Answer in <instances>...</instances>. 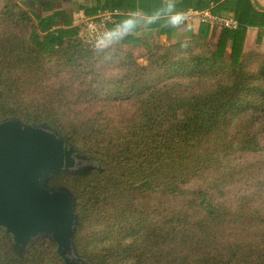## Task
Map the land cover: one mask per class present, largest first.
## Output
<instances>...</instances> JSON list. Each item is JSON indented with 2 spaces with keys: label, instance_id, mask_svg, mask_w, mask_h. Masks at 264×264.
<instances>
[{
  "label": "trees",
  "instance_id": "obj_1",
  "mask_svg": "<svg viewBox=\"0 0 264 264\" xmlns=\"http://www.w3.org/2000/svg\"><path fill=\"white\" fill-rule=\"evenodd\" d=\"M177 8L234 25L210 44L217 28L200 21L196 38L164 46L175 28L154 18L145 26L160 41L143 66L122 50L138 42L140 15L114 49H90L77 26L0 0V122L46 125L92 160L48 182L75 197L74 242L90 262L264 264V60L250 71L244 51L249 28L264 36V11L252 0ZM128 16L112 14L110 32ZM0 264L63 261L46 239L18 257L0 229Z\"/></svg>",
  "mask_w": 264,
  "mask_h": 264
},
{
  "label": "water",
  "instance_id": "obj_2",
  "mask_svg": "<svg viewBox=\"0 0 264 264\" xmlns=\"http://www.w3.org/2000/svg\"><path fill=\"white\" fill-rule=\"evenodd\" d=\"M85 161L46 125L18 118L0 122V228L10 235L18 257L46 239L56 246L63 264H89L74 242L75 197L66 188L48 185L62 173H85Z\"/></svg>",
  "mask_w": 264,
  "mask_h": 264
},
{
  "label": "crops",
  "instance_id": "obj_3",
  "mask_svg": "<svg viewBox=\"0 0 264 264\" xmlns=\"http://www.w3.org/2000/svg\"><path fill=\"white\" fill-rule=\"evenodd\" d=\"M26 11L35 17H50L56 15L55 28L63 27H76L77 24L84 18L97 17L106 15L111 18L112 14L125 13L132 15L136 12V15H140L143 19L139 33L136 37L141 39L140 33L143 32L145 35H149L152 38H158L157 31L150 29L145 26L147 21L146 15L155 14L160 17L166 15L163 8L164 0H16ZM256 8L260 11H264V0H252ZM196 13V11H187V13ZM200 13V12H198ZM155 18V16L153 17ZM200 21L192 25L195 30V34H198V27ZM177 28V27H176ZM175 28V29H176ZM257 28L251 27L247 30L244 51L247 50L248 43L256 42ZM249 31H252L250 35ZM220 30L216 29L214 39L217 40ZM167 39L162 36L161 41ZM258 41V40H257ZM138 42L134 43L137 44ZM133 44V43H132Z\"/></svg>",
  "mask_w": 264,
  "mask_h": 264
},
{
  "label": "rangeland",
  "instance_id": "obj_4",
  "mask_svg": "<svg viewBox=\"0 0 264 264\" xmlns=\"http://www.w3.org/2000/svg\"><path fill=\"white\" fill-rule=\"evenodd\" d=\"M185 15L187 17L185 25H183L181 27H177L167 39L160 41L157 38H152L151 36L145 35L143 32H141L140 33L141 39L137 44H127V45L123 46L122 50L125 52H128L134 58L136 63L144 66V65H147V63L149 61V55H151L154 52V48L158 44L159 41L164 46H169L172 44H179L182 42L193 40L194 38H196L194 36H197V33L196 34L194 33L195 30L193 29L192 25L196 22V20L200 21V18L203 15L192 13V12L187 13ZM214 25L218 30H220V28L222 26L220 23H214ZM256 31H257V33H256ZM251 32L252 31H249L248 34L250 35ZM254 33L257 34L256 38H258L257 39L258 41L256 40V42L248 43L247 50H246V52L254 53V55H255V60L250 62V64H249L251 69H252L250 71H255L257 63L260 62L261 60H264V36L261 34V32H259V30H254ZM206 40L209 41L210 44H215V42H216V40L212 36L210 38H207ZM104 47L107 49L108 48L114 49L116 47L114 40L109 41L107 44H105ZM260 89H261V92L264 93V82H262L260 84ZM81 157L86 158V160H87V161H85L86 165L89 163V166L86 167V172H87L93 167V162L91 159H88L87 157H84V156H81ZM72 173H74V172H72ZM55 177H57V176H55ZM55 177H53L52 179H55ZM205 183L211 184L209 182H205ZM211 185H214V184H211ZM51 186L60 187L57 184H51ZM62 188H65V187H62ZM82 258H84V257H82ZM84 259H86V258H84ZM86 261L89 264H94V263L90 262L88 259H86Z\"/></svg>",
  "mask_w": 264,
  "mask_h": 264
},
{
  "label": "built area",
  "instance_id": "obj_5",
  "mask_svg": "<svg viewBox=\"0 0 264 264\" xmlns=\"http://www.w3.org/2000/svg\"><path fill=\"white\" fill-rule=\"evenodd\" d=\"M196 14L203 15L200 21H208L212 24L220 23L224 26L234 25L231 20L212 17L206 11L200 13L196 12ZM109 21H111V18L106 15L82 19L77 24L78 36L82 43L90 49H99L113 40V38L111 40L105 39V34L110 32L108 27Z\"/></svg>",
  "mask_w": 264,
  "mask_h": 264
},
{
  "label": "clouds",
  "instance_id": "obj_6",
  "mask_svg": "<svg viewBox=\"0 0 264 264\" xmlns=\"http://www.w3.org/2000/svg\"><path fill=\"white\" fill-rule=\"evenodd\" d=\"M178 0H164L163 8L166 12V20L167 24L170 27L176 28L185 25L187 17L185 13L177 8ZM136 16V12H133L131 16L126 17L124 20L120 22L119 25L113 31L105 34L106 40H111L114 36L122 37L124 35L130 34L136 28V20L134 17ZM155 16V19H160L162 17ZM153 16L147 17V23L151 24L155 22Z\"/></svg>",
  "mask_w": 264,
  "mask_h": 264
}]
</instances>
